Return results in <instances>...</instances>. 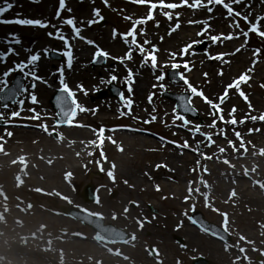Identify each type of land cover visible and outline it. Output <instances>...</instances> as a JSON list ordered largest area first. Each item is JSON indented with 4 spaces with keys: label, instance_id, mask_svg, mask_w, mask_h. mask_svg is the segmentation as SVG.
<instances>
[{
    "label": "rangeland",
    "instance_id": "rangeland-1",
    "mask_svg": "<svg viewBox=\"0 0 264 264\" xmlns=\"http://www.w3.org/2000/svg\"><path fill=\"white\" fill-rule=\"evenodd\" d=\"M130 1L132 0H128V2L123 0H108V6H106L103 3V0H66V9L61 13V19L70 16L75 17L77 26L82 29L80 35L85 37L86 40L94 41L93 45H89L86 43V40H81L75 37L70 27L61 24L57 19H55V13L58 8V0H8L9 3L13 4V7L6 12L7 18L2 17L0 20L31 18L50 21L51 24L58 25L64 35L68 38L69 44L71 45L73 53V66L72 70L66 69L65 60H67V58L64 55L65 60L61 62H50L48 60L47 54L49 51L56 50L61 54L63 51H66L63 41L47 35L49 31H54L53 28L0 23V53H5L9 48H15L19 53L18 56L8 55L6 62L0 61V79H5L2 76V73L8 69V66L14 65L19 61H26L28 55L30 54L40 53L41 59L35 66L36 74L44 80L49 79V72L53 71L59 80L50 81L52 83L51 90L48 89L40 92L38 85L42 82V79L33 81L30 77L29 79L25 78L22 74L23 78L25 80L27 79L25 86L28 87V92L35 94L37 102L42 104V108L38 106L37 103L31 107L35 109L36 113L40 114L41 119H29V117L33 114L32 112L26 111L28 114L24 115L25 119L22 115H20V117L9 120L8 116L10 115V112L14 110H7V112L1 111L5 114V120L7 121L6 124L22 122L36 127H34V129H29L30 131H24V129H13L7 125L1 126L0 138L2 139H0V145L2 147L0 148L3 152H11L12 150L17 151L16 153L13 152L12 155L7 158L8 160H12L18 152L19 154L21 153V149H25L27 152L29 151V153H32L35 150V146H33L35 140L42 139L41 142L44 144L48 142V151L61 152L66 142H72L76 138L80 139L82 133H88L89 135L83 136L87 138H84L86 139L87 151L84 160V169L75 171L71 174L69 179L59 181L65 186L62 187L63 193L67 194L68 198L72 200L68 199V201L62 202L56 198L48 197L46 195L25 191L18 194L17 196L19 197L17 199H15V197L11 194H8L6 200L0 198V209H2L0 211L10 218L5 217L9 224L7 226H3V229L0 231V264H103L101 262H97L102 258L103 261L109 264H119V262H121V264H128L126 263L127 261L122 263L120 259L112 258V256L108 254V251L98 249L96 245L91 244L89 241L84 242L81 240H71L69 243L64 244L65 242H68L66 238H64L66 234H75L74 231L79 230L80 235L84 237L87 233L92 234L93 232L89 226L83 225L79 221L66 218L62 216V214L59 216L56 215V211L59 210V208L68 204L73 206L72 202L95 211H103L105 207L114 208V210L117 211H124V209L127 208V214L132 218L131 230L129 231L136 235H138L137 226L135 225L134 220L145 217L150 219V221H153V224L147 225L146 229L139 235V240L142 242L139 244L136 243L134 248L129 249L127 246L112 249L123 255L127 254L135 261V264H161V262L165 260L169 264H175L176 258L182 254L179 246L175 243L176 238H181L186 245L191 244L192 241H194L192 239V237H194L192 231L195 230H193L194 228L190 226L188 217L192 216L195 219L197 217L192 215L194 212L192 207L188 208L184 205V203L183 205L181 203L185 200V197L188 196L184 190L179 192L180 194L177 195L179 200L176 203L179 204L174 205L169 200L170 198L168 193H161L158 195H153L152 193L131 194L127 190V183L123 182L125 180L120 178L121 174H133L135 176L140 174L142 176V171H150L153 165L162 164V162L165 161V156L170 154V150L175 151L176 149L143 134L127 133L124 131L111 133L108 129L112 125L132 127L141 126L143 128H147L149 131L156 132V134L162 138L175 141L178 145L183 144V137L179 134L181 132L178 129H172L173 126L171 125V122H173L174 117L172 115L170 104H166L159 98V90L162 89L159 87L160 81L156 79L159 75L158 72L162 70L161 68H164L173 60L169 59L168 63L157 65V67L153 69L149 67L146 68V65H143L144 58L140 53H137V50H133L129 66L121 65L120 62H118L119 59H114L118 58L119 55L125 56V54L129 51L125 45L126 43H124L119 34L126 33L129 30L131 21L125 20L123 17L131 16L134 20L145 16L147 12V8L137 7L136 5H133L136 3ZM4 2L5 0H0V6H3ZM165 2L178 3L179 0H165ZM189 2H191V0H189ZM204 2L206 3L207 0H204ZM232 6L234 11L240 12L242 15L249 16V19L252 21H255L257 17H264V0H241L239 4H233ZM209 7L213 9L212 12H208L207 9L192 10L187 7L177 8L173 10V19L171 21H169L161 13V11L157 9L154 12L153 20L148 21L145 25L138 26L136 39L140 42V44H143L145 39L149 40L151 43L144 45V47L150 51L154 45L157 49L155 53L159 55L160 58H162L161 53H159L161 47L157 44L158 41L160 44L164 45V48L167 50H174L175 47L179 48L178 50H175L177 52L192 41H202V43L195 44L193 48L190 49V52H195V54L188 55L190 61V75H188V79L192 86L197 88L198 91H202L204 96L212 99L214 103L219 102V97L223 95L225 88L229 83H232L234 80L238 79L242 73L251 69V71L248 72L250 79L246 83H242L240 87V90L247 96V101L239 95V92L236 89H229L227 100L221 104V108L223 110L222 114L227 120L229 119L228 113L235 108L236 111L234 115L238 121L239 119H245L246 115L259 116L264 112V79L258 82L257 77L258 74L264 77V40H261L257 35L250 33L248 43L246 45L244 44L245 38L243 35H239V38L231 40L222 39L221 41L213 44L208 39V36L210 35L232 34L233 36H236L238 34V30L231 25L234 20L239 18L229 16L222 6L209 5ZM67 9H71V12H68ZM93 9L100 10V14L106 22L104 27H100L98 23H94L90 26L87 24V21L90 19H98L93 17ZM176 12L180 13L178 21L175 16ZM22 13H24L23 15L25 16H21ZM190 20H198L204 23L190 24ZM82 21L83 23H81ZM177 22H179L180 27L175 31H171ZM239 22L240 28L246 31L247 25H245L244 21L240 20ZM205 23L209 26L207 33L204 36H197V32L204 28ZM261 26L262 30H264V20H261ZM140 28L144 29V35L139 34ZM113 29L117 30V36L115 38L113 37ZM12 36L17 37L21 43H10L9 41L12 39ZM203 45L204 47L202 48L201 46ZM241 45L244 46L241 47ZM97 47L99 49L104 48L106 52L109 53V59H107V63H109L101 67L100 71L95 72V69L91 67L90 59L93 50L97 49ZM228 47H231V49L242 48V51L237 52V54H234L233 52L232 54L230 53L231 51H228ZM256 48H260L262 51L260 57H253L252 55ZM45 49H47V52L44 51ZM218 53L225 55L227 53V55L225 58L219 60L209 58V56H215ZM244 53H246L245 58ZM179 58L180 55H178V58L175 61H179ZM254 59L257 62L253 65ZM166 60L167 59H163V62ZM134 62L139 66L138 73L135 75L132 72V65ZM45 67L49 69L46 70ZM61 68L63 69L62 75L60 72ZM83 68L87 70L82 71ZM117 69L118 71H116ZM129 70H131L132 76H137V79L142 86L137 89L135 95L128 98V100L130 99L132 101L130 114L128 113L126 104L119 106L115 103L114 106L117 111L115 114H112V111L109 108L112 107L110 102L106 101V103H103L99 100L96 102L91 101V97L94 96L96 91L103 89L108 85V83H102V81L110 80L112 75H118L122 78L120 81H125ZM25 71H27V69H25ZM68 72H73V78H68L67 81L63 80L64 84L68 86L69 90L73 91L75 89L78 92L79 95L77 96L75 94L74 99L80 106V101L85 103L86 106L83 108L88 110L84 111L82 118L79 117L81 120L85 122L87 120L88 122L86 125H88L89 129L85 128L84 131L86 132L69 131L74 126L62 129H59L56 126L58 116L50 104V99L57 89L63 87L60 82L61 76L63 77V75ZM86 73L88 75H86ZM253 75H255V77H252ZM10 76L6 78L8 83L11 80ZM32 83H35V86H37L36 89L31 88ZM42 85L43 83L40 84V86ZM78 86H82L83 91H81ZM0 87L3 86L0 85ZM165 88L169 87L164 85L163 89ZM85 92L87 94H85ZM22 96H24V93ZM149 96H152L151 102H149ZM197 99L198 100L195 104L198 110L202 112V116L205 118L204 124H211L212 117L209 116V105L203 103L201 97H198ZM156 100L161 101L158 104L163 103V105L160 106V109L163 111L153 112ZM249 103L252 106L251 109H249ZM135 104L137 105L136 107ZM164 109L170 111L171 114H167L165 116ZM122 111L125 112V115H121ZM152 115L156 116L155 121H151L147 124L143 123L144 120H150ZM113 118L115 120H113ZM77 122L78 121L75 123ZM41 124H46L48 126L47 134L44 129L39 126ZM243 125H246L244 129L239 128L240 126L238 125H225L223 122L217 121L215 128L209 129L208 127H202L200 130L201 132L212 135V139L215 142L211 144H209L205 136H202L198 132H186L185 135L188 134L192 138L198 139L199 145L203 144V146L208 148L210 151H202L198 147L197 154L194 153V149H197V146L192 145V148L188 147L186 149L190 150L194 154L191 152H184L188 155V159L181 158L177 153L171 152V154H176L177 157L179 156L181 158L180 160L183 162H177L174 166L168 163L174 170L177 171L178 174L181 172L184 173L186 181L190 178L187 173L186 165H190L191 162H194V167L196 164L200 168L195 180L197 188H199V192H194V195L189 198L191 206H195V211L201 212L205 218L212 219L219 226H223V214L227 215L228 232L231 234V242L226 244L227 247L224 245L225 248L223 250L218 248L221 244L217 241L209 239V237L207 238L203 236L204 239L195 240L196 242L194 244L198 248V251L193 252L192 256L204 255L203 257L209 261V264H260V261L264 260V256L261 255V252H264L263 238H259V240H257V244H250L247 242L241 243L240 238H238V232L240 229H238L236 223L237 221L243 223L244 219H238L234 216L233 221L232 215H237V211L236 213L231 212V210L226 207L216 210V208L210 204H207L208 206H206L204 196L202 195L203 193H206L205 185L209 180L217 181L216 175H218V173L228 174L229 172H234V181H241V183L245 182L248 185L249 183L251 185H255L254 190L252 191H256V195L264 197V188L256 187V185L264 183V155L258 151L259 149H264V121L257 120L253 122L249 119L248 126L246 122L243 123ZM101 127L105 129L104 134H110L113 136L120 135V141H123L124 143L117 145V153L123 150V146L127 144L130 146L129 150L126 151L123 157H117L113 148L107 151L105 146H97V137L93 138V135L91 136V134L98 135V130ZM233 128L235 131H239L241 133L245 145L247 146V153L250 154L249 160L251 161V163L248 164H239V171H236L233 168L228 170L223 161H221V164L219 165L218 163H215L216 159L213 161L212 158V155L214 154H216L218 158L221 156L218 155L220 147H223L226 152L222 154L227 155L230 151L228 150L227 140H231V138H233L237 141V143H239L233 134ZM220 129H224L227 139L219 134ZM249 129H253L251 134H249ZM256 129H259V131H256ZM66 130H68L67 133L70 134L68 138L64 136ZM58 131H60V136H58L59 138L56 140L53 136L58 133ZM7 132H11L12 135L10 137L7 136ZM170 132L177 133V138L173 139ZM95 139L96 143L92 144L91 142ZM88 143H91L92 146ZM251 147H255L253 150L258 152L256 157L252 156L253 150ZM179 150H183V148L179 147ZM101 152L103 153V156H101ZM89 153H91V155H89ZM201 153H203V157L208 156L211 157V159H205L203 164L200 163L198 157L202 156ZM187 160H189V162ZM96 161H100V165H97ZM197 161H199V164H197ZM233 163L234 165L237 164L234 161L232 164ZM113 164L115 165L114 169L112 168ZM75 165L80 166L78 165V161H76ZM234 165L233 167H235ZM100 166L104 169L102 172L104 177H98L94 173L100 171ZM211 169L215 171L213 177H208L207 174L203 173L211 171ZM109 170L113 171L115 179L118 180L116 184H111L113 180L107 176V172ZM245 170H247V175H245ZM11 173L12 171L6 172L5 169L2 168L0 184H5L9 178V174ZM243 175L247 177L249 176L251 179H241V176ZM134 179L137 180L136 178ZM147 179L144 178L143 181L139 182V187L142 188V185H146L148 183L152 184V182ZM185 180H182L184 186L187 183ZM226 183L227 182H224L222 184L226 185ZM90 184H93L94 186L104 184L107 186L106 189H102L99 193L101 196V202L98 206L88 204L83 200L82 196L85 189ZM55 185L56 183L53 184L54 187ZM50 186L52 185L50 184ZM235 186H237V184ZM235 186L232 184V188H235ZM146 189L148 191L147 187ZM108 190H110V192ZM113 191H116L117 196L114 197L112 195ZM218 194L220 196L221 192H218ZM222 194L228 195V191L223 190ZM149 201H152L154 205H149ZM133 202H135L137 208V204L140 202L141 208L133 209ZM29 204H31L32 207H29ZM151 207H153V210L158 212L156 215L152 213ZM181 209L183 210L179 213L178 211ZM186 212L187 215H185ZM218 212L219 216H217ZM19 218H23L24 220H18ZM18 223H26V225L23 229H19ZM122 226L125 229L130 227L129 221L126 219L123 220ZM66 228H72V232H68ZM48 231L54 233L48 236ZM6 234L30 236L32 239L27 238L24 243H22V240L19 242L17 239H14L15 241L10 239L9 241H5L4 235ZM55 242L60 243L54 244ZM74 243L90 245V248L93 251H90V253L87 254L85 250L80 251V248H74ZM49 245L55 252L46 251L43 248H46ZM150 245H154V247L156 246L158 250L163 252V254L160 253L158 260H154V258L150 255L148 250V246ZM237 245L244 248L245 252L241 253L239 251L235 253ZM20 247L25 250L23 253L20 252ZM60 251H64L63 255L66 259L65 263H58L61 260ZM99 252L103 253V255L100 256ZM26 253L31 254H29V256L25 255ZM105 253L107 254L105 255ZM21 254L23 256H21ZM245 257H247V259H245ZM87 258H89V261L82 262V260ZM257 258L260 259L259 263L256 262ZM78 260H81V262H78Z\"/></svg>",
    "mask_w": 264,
    "mask_h": 264
},
{
    "label": "snow or ice",
    "instance_id": "snow-or-ice-1",
    "mask_svg": "<svg viewBox=\"0 0 264 264\" xmlns=\"http://www.w3.org/2000/svg\"><path fill=\"white\" fill-rule=\"evenodd\" d=\"M133 3L139 4V5H146L147 6V12L146 15L138 18V19H134L131 16H125L123 17L125 20H129L131 21V26L129 28V30L126 33H120L119 35L121 36V38L123 39L124 43L126 44H130V46H134L135 50H137L141 56L144 58L143 62L144 63H151V67L152 68H156L157 67V57L155 55V52L157 51L156 47L153 45L151 50H147L144 45L150 44L151 42L147 39H145L143 41V44H140L137 42L136 36H137V29L138 26H142L147 24L148 21L153 20L154 19V12L159 9L161 11V13L169 20L171 21L173 19V10L177 9V8H181V7H187L189 9L192 10H196V9H207L208 12H212V8L209 7V5H218V6H222L227 14L229 16H235L239 19L234 20L232 23V27H234L235 29L238 30V34L236 36H233L232 34L229 35H210L208 36V39L215 44L218 41L223 40H231L234 38H239V35H243V37L245 38L244 40V44L246 45L248 43V38L250 33H253L255 35H257L261 40H264V30H262V26H261V20H264V17H257L255 19V21H252L249 19V16L247 15H242L240 12L234 11L233 8V4H239L241 2V0H228V2H226V0H207V2L205 3L204 0H191V2H189V0H179V2H165V0H156V2H154V0H132ZM103 3L108 6V0H103ZM13 7L12 3H9L8 0H5L4 5L0 6V16H3L4 13H6L7 11H9L11 8ZM66 9V0H58V8L57 11L55 13V19H57L61 24L66 25L68 27H70L72 33L74 34L75 37L81 39V40H86L85 37L81 36V31L82 29L80 27L77 26V21L75 19V17H67V18H63L61 19V13ZM68 12H71V9H67ZM180 13L176 12L175 16L177 18H179ZM93 17L98 18V19H90L87 21V24L90 26L94 23H98L100 20H103V16L100 14V10L99 9H93ZM240 20H243L245 25H247V30H243L240 28ZM0 23H10V24H17V25H22V26H33V27H40V28H53L54 31H49L47 33L48 36L50 37H54L55 39L61 40L63 41L64 44V48L66 49V51H63L62 55H64L67 58V66L70 68L72 66V60H73V53L71 50V45L69 44V40L68 38L64 35L63 31L60 29V27L56 24H51L50 21H46V20H41V19H31V18H17V19H3L0 20ZM83 23V21L81 22ZM190 24H200V23H204L202 21H198V20H190L189 21ZM180 27L179 22L176 23L175 27H173L171 29V31H175L176 29H178ZM208 25L205 23L204 24V28L197 32V36H204L207 33L208 30ZM139 34L140 35H144V29L140 28L139 29ZM117 36V30L113 29V37L115 38ZM129 37H131V40L129 41ZM12 44H20L21 41L15 37L12 36V39L9 41ZM86 43H88L89 45H93L94 41L92 40H86ZM202 43V41L200 40H195L192 41L191 43L187 44L186 46H184L182 49H180L179 51V55L181 57H183L184 55H194L195 52H190V49L193 48V46L195 44H199ZM244 45H241V47H243ZM45 52H47V49L44 50ZM132 47L129 48V51L125 54L124 57H118V58H114V59H119L121 63H123L124 60H131L132 59ZM237 52L240 51V48L236 49ZM262 54V51L260 48H256L252 55L253 57H260ZM8 55H19V53L16 51L15 48H9L6 50L5 53H0V61H5L6 62V58ZM171 58L173 61L176 60L177 57V53H171ZM225 54H219L217 56H209L210 59H222L223 56ZM105 57L107 58L109 56V53H107L106 51H103L101 49H99L97 47V50L94 53V58L97 57ZM41 59V55L40 53H33L28 55L26 61H19L17 63H15L12 67L8 68L6 71H4L2 73V76L5 79H0V85H2L3 87H0V92L4 91L5 88H8V80L6 79L7 77H9L13 72H18L23 74V76L25 78H31L33 81L35 80H40L41 77H39L36 74L35 71V66L37 65L38 61ZM257 61L254 59L253 60V65L256 63ZM170 67L172 69H180L181 67H183L184 69H188L189 68V64L188 62H184L183 64L181 63H177V62H173L171 63ZM25 69H27V71H25ZM251 69H248L247 72L242 73L238 79L234 80L232 83H229L226 88L225 91L223 93V95H221L219 97V102L218 103H214L212 99H209L208 97L204 96L202 91H198L197 88L193 87L188 80L186 79V77L183 75V73H180V79L183 80L184 84L187 85V90L191 93L192 96H198L201 97L203 99V101L209 105L210 111H209V116L212 117V122L211 124H207V125H202V124H196L194 125L193 128H189L188 126L192 123L190 120L186 119L184 115H180V114H176L174 115V119H173V123H175L176 120L181 121L182 123L179 125V127L185 128L189 131H194V132H198L200 133L202 136H205L206 140L209 142V144L214 143L215 141H213L212 139V135L211 134H206L201 132V128L202 127H208L209 129L215 128L217 125V121L223 122L225 125H232L235 126L238 123L243 124L245 123V120H251L253 122L260 120V121H264V113L260 114L259 116L257 115H246L245 119H241V120H237L234 113L236 111L235 108H233L229 113V119H225V116L222 114L223 110L221 108V104L224 103V101L227 99L228 97V90L229 89H236L239 92V95L241 97H243L245 99V101H247V96L245 95V93L243 91L240 90L241 84L242 83H246L250 77L248 75V72H250ZM61 75L63 73V69H60ZM132 78V72L131 70H129L128 72V76L126 78V80L128 82L131 81ZM118 78L116 75H112L111 79L108 81H102V83H112L113 81H116ZM156 79L158 81H163L165 79L164 75H158L156 77ZM61 84L63 85L62 87V92L67 93V97L64 96H57L56 100H57V104L60 105V116L61 118L58 120V124H69L71 125L73 122V118L76 116V110L79 109L80 111H86V109L82 108L77 101L74 99L75 93H73L71 90H69L68 86L66 84H64L63 79H61ZM31 87L34 89L35 88V83L31 84ZM80 87L81 91H83L82 86H78ZM155 87V85H154ZM159 87L161 89L164 88L163 84H160ZM128 91L131 92L132 89L129 86ZM28 92V87L25 85H17L15 88H11L9 89V95L5 97V99H11L12 104H15L18 106V110H14L10 112V115L8 116L9 120L15 119L17 117H20L21 115V110L23 109V104H24V100L23 99H15V97L18 94H23ZM85 94H87L85 92ZM120 99L122 101L125 102V104L127 105L128 108V113L130 114L131 111V104L132 101L129 100H125L124 98V94L123 92H121L120 94ZM30 102L35 104L37 103V98L35 96V94L33 93H28ZM68 98H72L71 99V103H68ZM181 99H185L184 97H182ZM152 100V96H149V102H151ZM249 109H251V104L249 103ZM10 107V105L8 103H4L3 104V108L4 109H8ZM184 107V111L188 112H195V109H193L191 107V97L187 98V102L183 105ZM28 111L32 112L33 115L31 117H29V119H33V120H40V114L36 113L34 108H30L28 109ZM155 111V109L153 110ZM173 112L175 113L176 110L175 108L173 109ZM121 115H125V112H121ZM156 120V116L152 115L150 117V120H144L143 123L147 124L150 123L151 121H155ZM0 121H3L5 123H7V121H5V114L0 112ZM40 127H42L44 129V131L47 133L48 132V126L46 124H41L39 125ZM96 131V130H94ZM253 131V129H249V134H251V132ZM256 131H259V129H256ZM105 129L103 127H101L98 130V136L100 139V142H103L104 139V134ZM219 134L221 136H223L225 139H227V135L224 131V129H220ZM233 134L236 137V139L239 141V147H236V145L233 143L232 140H227V143L229 145V147L232 148V150L234 152H240L241 150H243V153H247V146L245 145V142L243 140V137L241 136V133L239 131H235V129L233 128ZM7 136H11L12 133L11 132H7L6 133ZM2 139V138H0ZM163 139V138H161ZM91 143L95 144L96 141H92ZM170 143L175 144V141H170ZM207 146V145H206ZM177 147H181V148H188V142L184 141L183 144L181 145H177ZM198 147L197 149H194V151H198ZM219 152L220 153H224L225 149L223 147L219 148ZM261 154L264 155V149H261ZM89 155H91V153H89ZM201 155L203 156V153H201ZM101 156H103V153L101 152ZM207 159H211V157H205ZM225 164H228L229 161L227 159H225L223 161ZM97 165H100V161H96ZM197 164H199V161H197ZM161 167V165H157V168ZM112 168H115V165H112ZM99 170L101 172L104 171L103 167L100 166ZM255 171V170H254ZM247 170H245V175H247ZM67 176H71V173H68ZM107 176L111 179V180H115L114 177V173L112 170H109L107 172ZM125 183H127L125 181ZM261 188H264V183H261L259 185ZM157 190L158 186H157ZM196 192H199V188L195 189ZM193 189L191 187H189L188 189V193L189 195L185 197V201H187L191 195H192ZM204 196L205 199V205H207V199H208V194L207 193H203L202 194ZM232 196H235L236 193L233 191ZM94 202L99 204V198L98 196H95L94 194ZM135 203V202H133ZM192 210L195 211V206H192ZM125 213L128 211L127 208L124 209ZM185 215H187V212L185 213ZM224 215V222H223V231L225 233L228 232V218L226 214ZM192 223L196 224L198 223V221L192 217L189 216L188 217ZM139 223V221H138ZM142 227V224H141ZM205 231H208V229H203ZM213 235H218V233H213ZM220 239H224L223 236L219 237ZM132 240H135V235L131 236ZM245 238L243 236L240 237V240H244ZM247 243H252L251 241H247ZM227 247V245H226ZM237 247H239V245H237ZM255 250V249H253ZM239 251L241 253L245 252V249L240 247ZM261 255L264 256V252H261ZM239 259V258H238ZM245 259H247V257H245ZM260 264H264V260L260 261Z\"/></svg>",
    "mask_w": 264,
    "mask_h": 264
},
{
    "label": "bare ground",
    "instance_id": "bare-ground-1",
    "mask_svg": "<svg viewBox=\"0 0 264 264\" xmlns=\"http://www.w3.org/2000/svg\"><path fill=\"white\" fill-rule=\"evenodd\" d=\"M228 50L231 51L232 49L228 47ZM245 54L246 53H244V58H245ZM50 76L52 77V73L50 74ZM252 77H255V75H253ZM257 77H258V82L264 79V77L259 74ZM50 87H51L50 84H48L47 82H43V85L39 86V90L40 92H43L46 91V89H50ZM139 88H141L140 84H139ZM25 96H28V93H26ZM24 101H25L24 104L28 103L26 102V99H24ZM84 106H86L85 103L82 107ZM82 132H86V131L82 130ZM88 135H89L88 133H82L79 140H75L74 142L71 143H66L64 145V148H62L61 152L48 151L47 149V146L49 145L48 142L44 144L41 142L42 139L35 140V142L33 143V146H35V150L32 153H29V151L27 152L25 149H21V153L19 154L18 152V154L15 157H13L12 160H8L7 158L10 157L13 152L16 153L17 151L12 150L11 152H3L1 151L0 148V176H2L1 175L2 168H4L6 172L12 171V173L9 174V178L7 179V182L3 186L0 185V194L8 193L11 194L13 197H15L16 195L24 191L25 192L41 191L58 198L64 197L62 187L65 186L61 184L59 181H62L63 179H67L68 173H72L78 171L79 169H83L84 165L76 166L75 163L76 161L81 162L84 159L86 141H83V139L86 137L83 136H88ZM103 136H104L103 141L105 142L108 141V143H110L108 149L113 148L117 157H123L126 151H128L130 148V146L127 144L123 146L124 147L123 151L117 153L116 145H119L121 143L123 144L124 142L120 141L119 138L112 136L110 134H103ZM190 139H191L190 136L186 135L184 141H187L188 144L190 143L191 145L192 139L191 140ZM193 141L195 142L196 140L193 139ZM0 147L2 146L0 145ZM179 151L180 152L177 153H181V150ZM169 153L170 154L165 156V161L162 164H158L161 165V167L157 168V165H153L150 171H142L141 172L142 176L140 174H138L137 176L133 174L132 175L130 174L131 176L121 174L120 178L127 182V186H128L127 190L129 191V193L131 194L152 193L153 195L168 193L170 198L169 200L174 205L179 204L176 203L179 200L177 198V195L180 194L179 192H181L182 190L185 191L186 195H189L188 189L189 187H191L193 189L192 195H194V192H196L195 189H197V184L195 183L196 175L200 170V168L196 164L194 167V162L190 163L191 166L186 165L187 173L190 176V178L186 181L185 174L182 172L178 174L177 171L174 170L170 165L174 166L175 164H177V162H183L180 159L181 158L188 159L189 158L188 155L187 154L184 155L182 153L180 156L181 158L179 156L178 158L176 154H171V152ZM228 154L229 157L219 152L218 155H221L219 158L217 157L216 154H214L212 155L213 161H215L216 159L215 162L220 165L222 160L227 159L229 163L225 165L227 166L228 170L232 168L231 167L232 158L236 159L237 161H240L242 165L247 164L249 162L246 160L247 159L246 155L245 158H239L240 156L239 152L233 151L232 154L231 153ZM187 161L189 162V160ZM13 162L15 163L13 164ZM168 163H170V165ZM204 174H207L208 177H213L215 171L214 170L207 171ZM233 175H234L233 173H229V174L218 173V175H216L217 181L209 180L206 183L205 191L208 194L207 204L214 206L216 210H220L222 209V207L223 208L226 207L230 209L231 212L236 213L237 211V215H232L233 221H234V216H236L238 219H244L243 223L239 221H237L236 223L238 229H240L238 232V238H240L241 236L245 238L244 240H240L241 243L251 241L252 242L251 244H257V240H259V238L260 239L263 238L262 241L264 243V197H260L256 195V191H252L254 189L253 187H251L250 183L248 185L245 182L241 183V181L233 182L235 180L233 179ZM143 177L146 179L148 178L147 180H150L152 184L148 183L146 185H142V188L139 187L138 184L139 182L144 180ZM134 178H136L138 181L135 180ZM183 179L185 180V182H187L185 186L183 185L182 182ZM224 182H227L226 183L227 186L222 184ZM55 183L56 185L54 187L53 184ZM231 183L233 184V186H235L236 184L237 186H235V188H232ZM50 184L52 186H50ZM157 186L159 190H157ZM146 187L148 188V191ZM223 190H227L228 195L222 194ZM215 191L221 192V195L219 196L218 192ZM232 191L236 193L235 196L231 195ZM190 202H191L190 199H188L187 201L183 200L181 203L182 205L184 203L185 206L190 208L192 207ZM149 203H150L149 205H154L152 201H149ZM182 210L183 209L179 210L178 212L180 213L182 212ZM96 215H99L101 217L103 216L108 222L114 224L118 223V225H121L123 223V221H121L122 218H126L125 213L114 210V208H107V207H105L103 211H98ZM217 216H219V212ZM5 219L6 218H2L0 221V231L1 229H3L2 226H6ZM3 220H5L4 223H2ZM18 220H22V219L19 218ZM138 224H141V222H139ZM192 234L194 236L192 237L194 241H192L191 244H188L187 249L183 251L182 254L176 258L178 263L180 264H188L190 262V258L192 257L191 255L193 254V252L198 251L197 250L198 248L194 244L196 242L195 240L204 239L202 233L197 229H195V231H192ZM25 238L27 237L25 236ZM9 239L15 241L14 239H17V236L10 235ZM18 239H23V238L20 237ZM73 247L80 248V251L85 250L87 254H89L90 251H93L90 248V245L74 243ZM218 248H221L223 250L222 245H219ZM239 248L240 246L239 247L236 246L235 253L239 252ZM103 253L99 252L100 256H102ZM86 261H89V258L82 260V262H86ZM164 262H166V260ZM126 263L131 264V259ZM165 264H169V263L166 262Z\"/></svg>",
    "mask_w": 264,
    "mask_h": 264
}]
</instances>
